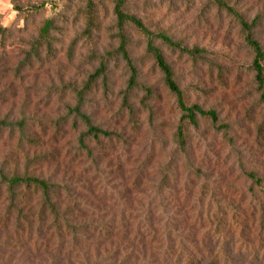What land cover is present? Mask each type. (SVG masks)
Here are the masks:
<instances>
[{
	"label": "rangeland",
	"instance_id": "1",
	"mask_svg": "<svg viewBox=\"0 0 264 264\" xmlns=\"http://www.w3.org/2000/svg\"><path fill=\"white\" fill-rule=\"evenodd\" d=\"M46 1L24 20L12 0H0V24L11 30L0 48V118L25 119L22 131L0 132V168L67 185V199L81 209L73 223L92 222L95 232L82 231L85 244L75 248L88 249L89 258L69 256V240L57 246L51 231L39 235L4 216L2 190L0 264H184L180 252L194 255L209 243L221 250L224 241L232 264H264V106L238 20L210 0L126 1L148 30L169 33L181 45L154 39L187 101L218 114L216 124L200 118L188 127L181 152L173 140L181 113L146 50V36L125 26L129 63L119 48L112 0H90L92 27L84 13L89 0ZM227 1L245 20L263 16L254 31L264 48V0ZM47 17L54 25L50 46L23 63ZM193 47L201 56L186 52ZM130 64L138 84L128 89ZM80 95V110L95 125L121 134L87 141L92 157L78 143L86 127L71 112ZM103 229L117 236L98 247ZM124 231L128 238L121 239ZM135 233L147 242L133 239Z\"/></svg>",
	"mask_w": 264,
	"mask_h": 264
},
{
	"label": "trees",
	"instance_id": "2",
	"mask_svg": "<svg viewBox=\"0 0 264 264\" xmlns=\"http://www.w3.org/2000/svg\"><path fill=\"white\" fill-rule=\"evenodd\" d=\"M126 1L127 0H112L116 26L120 36V51L130 63V59L125 48L126 35L124 33V29L127 24L132 25L146 36V50L152 56L155 64L162 73L163 81L170 93L175 97L176 104L181 113L179 124L173 134L175 150L177 149L181 152H186L188 148V127L198 126L200 118L210 119L213 124H216L218 121V114L214 109H205L199 104H190L187 101L184 91L179 87L176 81L171 65L167 62L161 50L156 46L154 39L160 38L168 45L174 47L181 48V45L174 41L169 33L164 31L155 33L148 30L140 18L127 11ZM210 1L218 7L225 9L229 14L233 15L238 20L241 29L245 34V41L252 51L253 59L251 68L254 73L253 80L259 94V100L264 106V48L255 37L254 31V28L259 26L263 16L258 15L252 21H248L245 20L234 7L229 5L227 0ZM12 3L14 10L23 16L24 20H26L30 16L35 15V13L41 8L45 7L48 2L43 0L38 3L37 1L28 0L25 4H23L19 0H12ZM92 12L93 10L89 0L87 8L84 9L85 18L89 27H92ZM53 28V17H47L43 21L42 26L39 28L38 35L30 41V47L23 63L29 62L30 57L32 56L38 57L40 49L44 46H50V33ZM10 37V28L0 24V48H4ZM185 50L195 58L201 56L202 53V49L199 47H193L192 49ZM130 70L131 77L128 89L138 84L136 81L137 71L131 64ZM101 72L102 69L99 68L96 70L94 75L91 76V78L98 76ZM145 90L147 93H151L150 88L146 87ZM81 99L82 97L80 95V103L71 108V112H74L76 116L80 117L86 127V129L80 134L78 143L81 149L86 151V153L92 157L93 151L87 144V141L93 140L96 143H100L101 139L112 141L114 138H120L121 134L119 132L106 130L98 125H95L91 121L90 117L80 110ZM124 106L133 117L134 108L128 102L127 94L124 97ZM24 126L25 119L12 121L8 120L6 117L0 118V132L4 129L13 131L14 128H18L22 131ZM261 126H264V120ZM246 175L252 179V181L257 183L258 186H261L262 179L257 176L256 173L247 172ZM68 189L69 188L65 184L51 182L48 179L33 175L28 171L20 174L17 171L8 172L0 168V192L3 190L8 201L4 216L9 219L12 218L17 227L23 226L24 228H27L39 235L44 234L47 231H51L50 234L56 237L57 246L62 247L65 242L69 240L70 243L68 246L69 251H71L69 256H72L73 252L76 251L79 254L82 253L83 259H87L89 258L90 253L88 249L83 247L76 250L75 248L83 246H80V242L84 243L81 239V232L86 230L94 233L95 226L89 221H85L83 225L73 223V220H78V214L81 209L75 204V202L71 203V199H67L66 195L69 194ZM98 234V239L95 243L98 247H101L106 244L107 241L113 240L117 236L116 232H109L107 229L99 231ZM120 237L121 239L128 238L127 232L124 231ZM143 238H145L144 235L142 236L140 233H135L133 237V239H136L138 242H141L142 240V242L146 243L147 239L145 240ZM221 238H224L223 233H220L216 241L222 242ZM222 243H224V248L221 250H215L214 246H210L211 243H209L207 244V248L196 249L194 255L189 252H180L178 255L179 260L185 258L184 264H232L233 257L230 255L229 250H225V244L227 242L224 241ZM182 249L184 248L182 247ZM92 264L101 263L95 260ZM170 264L174 263L171 262Z\"/></svg>",
	"mask_w": 264,
	"mask_h": 264
}]
</instances>
